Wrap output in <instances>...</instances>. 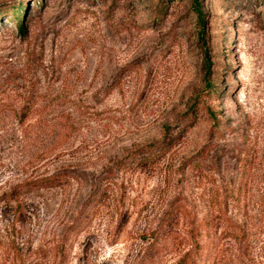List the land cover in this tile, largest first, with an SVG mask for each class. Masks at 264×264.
Here are the masks:
<instances>
[{"label": "rangeland", "instance_id": "1", "mask_svg": "<svg viewBox=\"0 0 264 264\" xmlns=\"http://www.w3.org/2000/svg\"><path fill=\"white\" fill-rule=\"evenodd\" d=\"M242 144L209 264H264V0H0V264H176Z\"/></svg>", "mask_w": 264, "mask_h": 264}, {"label": "trees", "instance_id": "2", "mask_svg": "<svg viewBox=\"0 0 264 264\" xmlns=\"http://www.w3.org/2000/svg\"><path fill=\"white\" fill-rule=\"evenodd\" d=\"M195 4H198V0H194ZM20 9V7H19ZM199 21L203 22L201 11H198ZM18 27L21 32L24 31L22 17L18 20ZM209 72H207V76ZM207 85L210 87V83ZM166 132H170L167 128ZM231 132H234L231 130ZM177 136L166 140L152 142L145 145L142 149H139L132 158L133 165H145L155 164L161 158L171 150L173 145L176 143ZM245 145L235 146L232 152L235 153V166L237 172L230 176L228 173L218 172L217 184L212 193V209L211 213L205 214L199 220L191 221L190 236L192 243L190 248L182 255L176 264H209L211 258V245L215 242V232L219 229L218 226L222 227V232L219 234L220 237L227 233L232 234L234 238H238L239 241H243L247 236V228L244 224L237 223V220L233 217L228 216L227 207L228 204L233 202L240 204L241 194L246 192V177L248 173V162L249 152L244 148ZM200 160L194 162L192 167L199 165ZM126 166V165H125ZM124 168V167H121ZM56 179L58 177L56 176ZM47 180V179H46ZM42 181H45L42 180ZM172 213L177 215L179 206L172 208ZM170 211V213H171ZM219 237V239H220ZM204 239V242L202 240Z\"/></svg>", "mask_w": 264, "mask_h": 264}]
</instances>
